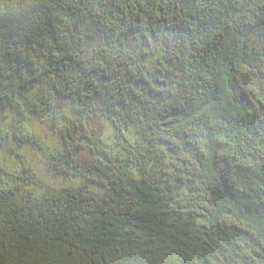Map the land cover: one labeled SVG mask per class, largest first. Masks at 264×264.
Instances as JSON below:
<instances>
[{
    "label": "trees",
    "instance_id": "obj_1",
    "mask_svg": "<svg viewBox=\"0 0 264 264\" xmlns=\"http://www.w3.org/2000/svg\"><path fill=\"white\" fill-rule=\"evenodd\" d=\"M30 116L82 181L0 158V264H264V0H0V147Z\"/></svg>",
    "mask_w": 264,
    "mask_h": 264
},
{
    "label": "rangeland",
    "instance_id": "obj_2",
    "mask_svg": "<svg viewBox=\"0 0 264 264\" xmlns=\"http://www.w3.org/2000/svg\"><path fill=\"white\" fill-rule=\"evenodd\" d=\"M28 125L33 130L37 142L34 144H24L21 147L15 145L9 139L0 147V158L6 169L2 175L9 180L14 179L13 174H27L30 171L52 188H59L63 185H77L82 181L79 177H64L56 173L48 160V154L54 151H62L63 143L60 135L49 128L46 122L35 116H30ZM98 130L109 142L114 144L113 128L110 123L102 122L98 125ZM75 155L79 161H92L95 156L73 142ZM10 174V175H8ZM94 190H98L96 185H90Z\"/></svg>",
    "mask_w": 264,
    "mask_h": 264
}]
</instances>
